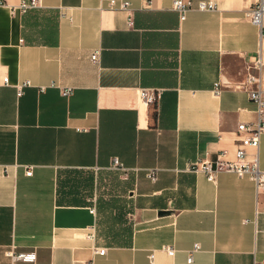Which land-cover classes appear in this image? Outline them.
I'll list each match as a JSON object with an SVG mask.
<instances>
[{
  "label": "crops",
  "instance_id": "0c3cea01",
  "mask_svg": "<svg viewBox=\"0 0 264 264\" xmlns=\"http://www.w3.org/2000/svg\"><path fill=\"white\" fill-rule=\"evenodd\" d=\"M20 1L0 0V264L8 251L35 253L12 264H264V193L190 170L234 159L237 125L256 120L264 37L244 11L259 0H191L216 8L183 20L173 0ZM257 157L264 167V133Z\"/></svg>",
  "mask_w": 264,
  "mask_h": 264
},
{
  "label": "built area",
  "instance_id": "2783aa9c",
  "mask_svg": "<svg viewBox=\"0 0 264 264\" xmlns=\"http://www.w3.org/2000/svg\"><path fill=\"white\" fill-rule=\"evenodd\" d=\"M40 0H21L17 5L21 12L26 11L30 8H36L39 6ZM108 5L110 8H117L126 12H129V2L125 0H108ZM173 10L177 11L180 19H185L187 11L196 8L201 11L214 10L215 4L211 1H199L196 5L193 4L191 0H173L172 2ZM245 16L250 19L254 24L261 27L263 37H264V0H259L256 4L252 5L244 11ZM130 17V16H129ZM128 23H131L130 18ZM98 52L92 51L89 55V59L92 62H97ZM257 64L261 66L263 64L262 59L258 57ZM248 81L256 85L255 88L249 90V98L256 104V120L253 123L241 122L237 125V132L245 133L239 138V146L235 151V158L232 160L224 159L225 151H221L217 154L214 161L203 159L195 162L190 170L195 173H203L206 179L210 182H215L216 173L218 172H231L238 176H248L254 183L256 190L264 193V167H260L257 157V149L259 147L260 136L264 133V89L261 83V77L249 76ZM2 83H7V78L3 77L1 79ZM218 86V84H216ZM71 92L69 87L62 88L60 93L62 96H67ZM138 96L143 104L146 106L154 103L159 96L158 91L151 88H141L138 90ZM246 147H252L255 149V156L252 160H246ZM112 167L117 170H125L123 165L120 163L119 159L114 157L112 160ZM26 175H30V167H26ZM147 177L151 181H155L156 171L155 169H149L146 173ZM92 212L93 209L90 208ZM89 239L93 238V232L86 234ZM163 249L168 255L174 254V249L170 246H164ZM199 250L198 243H195L193 247L187 253V262L192 260V254ZM106 248L94 247L93 252L99 255L105 253ZM8 257V264H12L17 261L33 263L35 260V253L33 251H8L6 252ZM153 258V254H150V259Z\"/></svg>",
  "mask_w": 264,
  "mask_h": 264
}]
</instances>
